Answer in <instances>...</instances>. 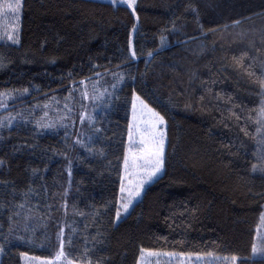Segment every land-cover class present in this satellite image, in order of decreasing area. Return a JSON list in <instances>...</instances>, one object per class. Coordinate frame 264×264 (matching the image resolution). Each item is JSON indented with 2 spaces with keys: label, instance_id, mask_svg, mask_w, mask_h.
<instances>
[{
  "label": "trees",
  "instance_id": "obj_1",
  "mask_svg": "<svg viewBox=\"0 0 264 264\" xmlns=\"http://www.w3.org/2000/svg\"><path fill=\"white\" fill-rule=\"evenodd\" d=\"M136 1L138 19L108 2L24 0L19 44H0V92H11L0 117H16L0 128V264H23L22 253L54 258L61 227L65 253L91 264H137L141 248L264 264L251 252L264 212V174L251 171L264 0ZM96 71L124 80L89 126L78 95L65 97ZM133 92L165 117L164 173L117 223ZM66 102L74 126L36 127L45 103L44 119L55 120Z\"/></svg>",
  "mask_w": 264,
  "mask_h": 264
},
{
  "label": "snow or ice",
  "instance_id": "obj_2",
  "mask_svg": "<svg viewBox=\"0 0 264 264\" xmlns=\"http://www.w3.org/2000/svg\"><path fill=\"white\" fill-rule=\"evenodd\" d=\"M113 4L117 3V0H111ZM120 3L127 4L128 7L133 8V5L136 3V0H119ZM22 7V0H0V14L11 15L15 19H19L20 10ZM133 14H135V8H133ZM138 19V17H137ZM135 28V25L133 26ZM7 40L12 41L13 43H19L18 36H14L12 33H7ZM161 45L163 46L166 38L161 36ZM153 53L151 51L148 52V56L151 57ZM136 52L132 51V57L135 58ZM0 67H3V64L0 63ZM105 72H109V69H105ZM111 76L114 78V82L111 83L110 86H104L103 89L99 86V80L101 78V73L99 71L94 72L95 77L97 79L93 80L91 77H87L78 81V83L74 82L73 89L69 90L68 95L65 97L66 100L70 101L73 97V92L78 95V103L80 108L82 109L79 113L80 123L83 124L85 120H87L89 126L93 125V123L97 119V114L102 115L104 111L112 104L114 92L118 88V86L124 80L123 72H111ZM251 75V74H250ZM91 84V89H89L88 85ZM258 83L260 87L259 95L261 97L259 102V108L256 114V128H255V138H256V151L254 155L258 163L251 164L252 172H259L264 174V65H262L261 75L258 78ZM109 87L113 91H109ZM24 93L28 92L27 88L22 90ZM11 92L4 93L0 92V98H7L10 96ZM91 100L93 104V108L91 112H88L84 109L87 108V105L83 103V101ZM137 102L139 103V117L137 116ZM0 107H6L5 104L0 103ZM48 108V104L45 103L43 105V116L40 119L35 120V124L37 128L49 129L55 128L57 126L68 128L69 125L64 123L65 120H70L72 125H75V120L72 118L70 114L73 113L74 109L69 105V103H65L63 105L64 112L62 115L58 116L55 120L47 119L44 117L48 116V112L46 109ZM235 115V114H233ZM240 117H237L239 119ZM16 119L15 116H12L9 113L6 117H0V128L10 127L13 123V120ZM166 124L165 117L160 114V112L156 111L154 108L150 107L148 103L140 96L136 95L133 92L132 98V121L128 124V135H127V143L128 146L125 150V154L123 157V164L125 172H128L129 168L135 169L134 175H136L135 180H129V187H125L123 183H121L120 192L126 193L120 202V207L116 210V217H120L121 210L124 212L128 211V208L131 206L133 200L140 196L141 192L144 189V185L150 182L154 177H156L164 168L165 159H164V145H165V129L162 127ZM245 132V135H248V132L245 129H241ZM96 132H99L100 129L95 128ZM67 136L68 133L65 132ZM81 136L83 133L80 134ZM92 137H88V141H91ZM75 143L87 148V145L84 140L77 137L75 139ZM88 151H91V148H87ZM3 161H0L2 164ZM70 163V162H69ZM35 171V170H34ZM123 181V177H121ZM3 207V205H0ZM18 207L23 208L24 205L21 204ZM83 215V213H80ZM16 216H19L20 213L17 211L15 213ZM9 232L13 231L11 226L12 216H9ZM25 221H27V216H25ZM260 223L257 225V237H254V242L251 245L252 254H260L264 256V235L260 234V227L264 225V212H261L259 216ZM24 230L28 231L29 226L25 222L23 225ZM75 232V229H72ZM19 239H23V237H18ZM58 240V249L56 251L55 257L53 258L55 261L63 260V264H91L90 259L81 260L79 258H70L69 254L65 253V238H64V229L61 227L57 233ZM258 240V242H257ZM67 243L70 247L74 248L73 241L71 235L67 238ZM0 251H3V247L0 246ZM88 249L85 248L81 255L87 254ZM145 253L149 257H156L157 260L162 257H167L168 264H171L172 260L175 259L177 264H191L192 257H195L196 264H235L238 257L235 254L230 255H217L212 250L204 251V252H186V251H163L156 249H144L141 248V257L143 258ZM22 255H26V253H22ZM207 258V259H206ZM36 260H41L42 264H51V262L41 257H35Z\"/></svg>",
  "mask_w": 264,
  "mask_h": 264
},
{
  "label": "rangeland",
  "instance_id": "obj_3",
  "mask_svg": "<svg viewBox=\"0 0 264 264\" xmlns=\"http://www.w3.org/2000/svg\"><path fill=\"white\" fill-rule=\"evenodd\" d=\"M96 1L108 2V3L112 4V5H121V6L128 7L127 4L120 3L119 0H117V3L116 4H113L111 2V0H96ZM23 2H24V0H22V5H23ZM136 5H137V1L133 5V8L136 9ZM133 8L128 7V9L132 13H133ZM22 11H23V6L21 7L20 15H19V19L18 20L15 19V18H13V16H11V15L0 14V44H4V45H8V44L17 45V44H19V43H13L12 41L7 40L6 34L7 33H12L14 36H18V39L20 40L19 36H20V31H21V22H22V18H23ZM133 15H134V18L136 19L137 18L136 11H135V14H133ZM5 50H7V49H5ZM113 82H114V78L111 77V75L110 76H106V78H100V80H99V86L103 89L104 86H110L111 83H113ZM122 83L119 86H121ZM88 87L91 88V84L90 83H89ZM70 89H73V88H70ZM109 91H112L111 87H109ZM29 94H27V95H29ZM138 96H140V95H138ZM83 102H85V103L87 102V103H89V104L92 105V101L91 100L83 101ZM131 108H132V106H131ZM12 113H14V112H12ZM137 116L139 117V103L138 102H137ZM130 121H132V109H131V114H130ZM162 127H164V129H165V145H164V156H165V152H166L165 148H166V144H167V139H166L167 138V128H166V124L163 125ZM127 146H128V143L126 145V148H127ZM126 148H125V150H126ZM122 173H123V181L121 183H123L124 186L127 188V187H129V180H135V178H136V175H134L135 169L129 168L128 169V172L126 173L125 172V169L123 167V172ZM163 173H164V171L162 170L156 177H154L150 182H148V183H146L144 185V189L141 192L140 196L136 197L133 200L131 206L128 208V211L127 212H124L123 210H121L120 217L119 218L116 217V222L117 223L119 221L123 220V218L126 217V215L133 208L134 203L141 199L145 188L147 186H149L150 184H152L155 179H157L158 177H160L161 175H163ZM119 195H120V198H119V207H120V202L122 201V199L126 195V193H121L119 191ZM260 234L261 235H264V225H261V227H260ZM257 242H258V240H257ZM2 254H3L2 251H0V261H1ZM34 258L35 257H33V256L29 255V254L28 255L27 254L26 255H22L21 262L23 264H42V261L41 260H36ZM252 258L253 259L254 258L259 259V258H264V256H261L260 254H255V255L252 254ZM42 259H44V258H42ZM168 259L169 258H167V257H162V258H159V260H157L156 257H149L147 255V253H145V255H144L143 258L141 257V254H140L139 261H138L137 264H168ZM48 260L51 262V264H63V260H61V261H55L53 258H50ZM171 264H177V261L175 259H173L172 262H171ZM186 264H187V261H186ZM191 264H196L195 257H192Z\"/></svg>",
  "mask_w": 264,
  "mask_h": 264
}]
</instances>
